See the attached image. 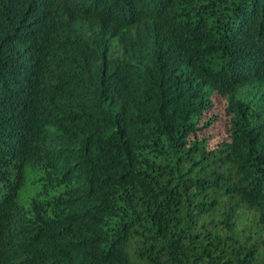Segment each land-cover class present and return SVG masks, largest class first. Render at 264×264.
Wrapping results in <instances>:
<instances>
[{
  "label": "trees",
  "instance_id": "obj_1",
  "mask_svg": "<svg viewBox=\"0 0 264 264\" xmlns=\"http://www.w3.org/2000/svg\"><path fill=\"white\" fill-rule=\"evenodd\" d=\"M0 264H264V0H0Z\"/></svg>",
  "mask_w": 264,
  "mask_h": 264
},
{
  "label": "rangeland",
  "instance_id": "obj_2",
  "mask_svg": "<svg viewBox=\"0 0 264 264\" xmlns=\"http://www.w3.org/2000/svg\"><path fill=\"white\" fill-rule=\"evenodd\" d=\"M24 180L25 183L22 184V186L19 188L16 199L21 200L23 197L31 193L32 190L34 189L32 184L29 182L30 180H32V175H30V173H28L27 171H25L24 173Z\"/></svg>",
  "mask_w": 264,
  "mask_h": 264
}]
</instances>
